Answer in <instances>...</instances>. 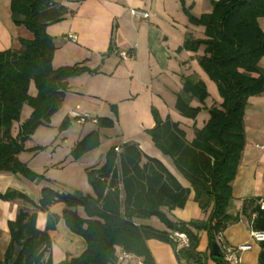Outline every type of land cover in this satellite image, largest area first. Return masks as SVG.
Listing matches in <instances>:
<instances>
[{"label": "trees", "instance_id": "16d2710c", "mask_svg": "<svg viewBox=\"0 0 264 264\" xmlns=\"http://www.w3.org/2000/svg\"><path fill=\"white\" fill-rule=\"evenodd\" d=\"M9 8L14 24L24 26L32 37L20 39L19 49L0 50V172L50 183L43 173L21 162L18 154L43 149H26L25 142L38 126L48 125L58 111L67 91L66 80L96 70L84 63L57 68L52 64L56 44L46 27L66 18L69 11L65 5L54 0H10ZM185 12L190 23L204 28V37L188 34L179 49L197 52L203 46L199 65L216 84L222 101L208 109L206 123L190 141L177 122L161 120L153 108L155 124L147 133L189 181L194 201L208 213L203 226L171 220L161 211L162 207L182 208L190 189L182 187L158 159L143 154L137 144L126 142L119 152L116 147L109 148L103 165L87 169V181L94 195L65 193L49 185L41 189L37 201L13 189L0 192L1 200L20 201L15 219L7 222L10 239L0 264H121L120 250L141 264H157L147 245L150 239L171 244L178 264H223V254L214 255L211 242L230 223L244 215L250 219L252 230L264 232L261 197L244 199L235 216L228 212L231 183L246 145L247 101L264 95V68L259 64L264 57V29L259 24V19L264 18V0H213L212 11L200 17ZM111 42L109 49L113 50ZM31 83L36 89L34 96L29 93ZM207 96L203 81L184 77L175 108L183 117L194 119L202 107L193 106L191 101L203 104ZM24 104L32 111L19 122ZM96 124L98 128H110L114 121L100 117ZM69 125V119H64L60 128ZM99 144V132L94 130L77 142L71 155L78 159ZM142 158L146 159L143 163ZM56 203L65 206L61 215L50 211ZM77 208L83 209L84 216L78 214ZM38 212L46 213L44 229L37 226ZM153 216L165 226V231L134 222L135 218ZM60 220L83 239L85 247L80 254L55 263L50 254L49 231L55 230ZM201 230L208 237L207 252L198 250ZM174 233H184L188 245L177 248L170 238ZM259 243L258 264H264V240Z\"/></svg>", "mask_w": 264, "mask_h": 264}, {"label": "crops", "instance_id": "0c3cea01", "mask_svg": "<svg viewBox=\"0 0 264 264\" xmlns=\"http://www.w3.org/2000/svg\"><path fill=\"white\" fill-rule=\"evenodd\" d=\"M54 1L65 5L69 13L64 20L46 27L47 33L54 38L56 44L52 60L53 66L57 68L84 63L96 72H85L66 80L67 91L58 109V111L62 109L65 119L70 121V125L61 131V134H65L61 139V146H65L66 157L54 158L56 149H53L51 145L44 146L42 150L23 151L18 154V159L21 162L32 170L43 173L50 183L31 181L20 174L0 172V192L13 189L25 193L37 201L40 198L41 189L49 185L65 193L94 195L93 189L87 181V169L103 165L105 154L109 148L116 147L119 152L122 144L130 142L137 144L143 154L158 159L182 187L190 189L182 208L177 207L170 210L167 207H162L161 211L171 220L203 223L208 213L203 212L194 201V191L189 181L178 171L173 160L154 145L147 130L155 124L153 108L158 112L161 120L169 119L177 122L179 127L185 131L186 139L190 141L194 137L195 131L206 123L208 109L212 106H219L221 103L222 99L218 94L217 87H214L211 83L212 80L198 62V58L203 54V46L197 52L179 49L188 34L194 38H202L204 35L195 37L191 32L186 31L183 42L173 50L175 53L170 52L167 48L168 28L174 27V24L169 21V18L163 17L165 16L164 12L159 6L163 0H65L66 4L61 0ZM178 2L187 22L197 30L201 31L202 29L203 33L204 28L190 23L185 12L187 10L192 14L191 11L196 5V0H191V2L189 0L190 4L187 0H178ZM199 3L200 14L198 16L192 14L193 16L200 17L202 14L212 11L213 0H201ZM9 6L10 0H0V50L19 49L21 47L20 39L32 37L31 32L24 26L14 24ZM130 8H142L148 11V21L143 22V19L132 17ZM23 27L25 31L22 36L16 33H14L16 35H11V32H16V30L19 32ZM70 33L76 34L75 41L67 38ZM111 41H113V50L109 49ZM120 52H127L128 56L121 57ZM259 64H264V57L261 58ZM184 77L203 81L208 92L203 104L195 99L191 101L193 106L202 107L193 121L183 117L175 108ZM209 88H212V94L209 93ZM29 93L32 96L36 94L33 83L30 85ZM25 111L28 115L29 109L23 106L19 122H23L29 117L24 116L22 119ZM71 111L90 113L96 119L100 117L112 119L114 121L112 127L115 128L116 134L122 136L121 142L111 144L113 139L108 135L105 140H102L104 138L101 132H105L107 128H98L96 123L90 121L84 124L75 123L70 117ZM201 114L203 117L198 123ZM52 117L46 126L51 125ZM15 124L18 125V123ZM73 125L82 126L81 131L73 140H69L67 131H70ZM94 130L99 132V146L84 153L78 159L71 157V151L77 142ZM12 133H16L15 128ZM33 135L25 142L26 149L39 146L29 145ZM249 141L246 135L242 158L231 183L232 200L228 212L232 216L240 212L244 199L252 197L264 199V150L257 146L264 142L260 143L255 138H250ZM38 156H47V160L36 161ZM145 161L146 159L142 158V163ZM122 196L123 194L121 198ZM19 206L20 201L18 200L4 201L0 199V259H2L10 239L7 222L15 219ZM64 207L62 203H56L50 207V211L61 215ZM77 212L84 216L82 208H77ZM45 222L46 213L38 212V228L44 229ZM134 222L137 225L150 226L158 231L166 230L165 226L154 216L147 219L135 218ZM63 232L69 237L70 247L75 243V246H72L75 252L72 250L60 252V260L57 262L80 254L85 247L82 239L70 237L64 229ZM251 232L250 219L244 215H241L238 221L230 223L221 232L223 244L227 246L237 247L241 244L251 246L249 250L240 252V260L236 264H258L261 247L260 243L253 239ZM49 235L53 244V238L57 235V226L55 230L49 231ZM147 245L157 264H178L171 244L150 239L147 240ZM208 245L206 232L199 231L198 250L207 252ZM63 247L64 249L68 248L65 244ZM50 254L55 262L52 246ZM209 264H214V262L209 261Z\"/></svg>", "mask_w": 264, "mask_h": 264}, {"label": "rangeland", "instance_id": "374dc122", "mask_svg": "<svg viewBox=\"0 0 264 264\" xmlns=\"http://www.w3.org/2000/svg\"><path fill=\"white\" fill-rule=\"evenodd\" d=\"M60 1V0H59ZM64 4H66L65 0H61ZM201 0H196V5L195 7L192 9V14L198 16L200 14V2ZM187 2L190 4L189 0H187ZM162 3V4H161ZM159 4L160 8L163 10L164 15L163 17L169 18V21L174 24V27H169L168 31H169V39H168V45L167 48L170 52H173V50L176 48V46H178L179 44H181L184 40V33L186 31L191 32L195 37H199L202 36V29L197 30L196 28H194V26H192L191 24H189L185 18V16L183 15L182 11H181V7L179 5L178 0H163V2H161ZM144 21H148V19L143 20ZM259 24L261 26L262 29H264V19H260L259 20ZM25 28H20L19 32L18 30H16V32H11V35H23V31ZM22 31V32H21ZM16 33V34H14ZM166 48V49H167ZM175 53V52H173ZM177 56V55H176ZM260 67L264 68V64H260ZM203 73V72H202ZM205 75V74H204ZM214 87L216 88L215 83L212 81L211 82ZM213 88V87H212ZM212 88H209V93L212 94ZM24 107H27V109H29V114L31 111V107L27 104L23 105ZM28 111V110H27ZM27 112H23V117L22 119L28 115H26ZM203 117V114H201V116H199L198 118V123L201 122ZM65 116L62 112V109H60L56 114L53 115L52 120H51V125L50 126H46V125H41L38 126L33 137L32 140L29 141V145H39L40 147L44 146H49L51 145L52 148L56 149V154L54 155V158H65L67 153L65 151V146H61V139L62 137L65 135L63 132V134H61V131L63 129L60 128V126L62 125V122L64 121ZM193 121V119L191 120ZM244 125H245V131H246V135H247V139L249 141L250 138H255L256 141L258 142H264V95H259V96H253L250 97L247 101V105L245 108V118H244ZM82 126H78V125H73L70 128V131H67V134L69 136V140H73V138L75 136L78 135V133L81 131ZM101 135L103 136L105 140L107 138L106 135L110 136V138L113 139L111 144H119L122 140V136L121 134H116L115 128L114 127H110L107 128L105 130V132H101ZM84 136V135H82ZM83 138V137H82ZM255 141V142H256ZM251 142V141H249ZM104 144V143H103ZM106 145V144H104ZM103 145V146H104ZM103 149V148H101ZM99 149V150H101ZM84 155V154H83ZM70 156L72 157V155L70 154ZM47 156H38L36 158V161L42 160L44 159L45 161L47 160L46 158ZM81 157V156H80ZM44 162V161H43ZM63 229L66 230V232L68 233V235H70V237H77L79 239H82L80 236L75 235L73 233H71L67 227L65 226L64 222L61 220L58 225H57V235L53 238V244H52V249H53V253H54V261L57 262L59 259V253L64 251V250H72L73 252H75V249L72 248V246H75V243L72 244V246L70 247L69 243V237L67 235H65V233L63 232ZM83 241V239H82ZM68 246L67 249H64L63 245ZM121 264H141L140 260L138 259H131L129 261H127L126 263L123 261Z\"/></svg>", "mask_w": 264, "mask_h": 264}, {"label": "built area", "instance_id": "2783aa9c", "mask_svg": "<svg viewBox=\"0 0 264 264\" xmlns=\"http://www.w3.org/2000/svg\"><path fill=\"white\" fill-rule=\"evenodd\" d=\"M130 14L134 18L143 19L146 20L149 17L148 11L142 9V8H130ZM67 38L69 40L75 41L76 40V34L70 33L67 35ZM121 57L128 56L127 52H120ZM71 119L78 124H84L88 121L96 123L97 119L96 117L92 116L90 113H81L78 111H71L70 112ZM261 150H264V143H261L257 145ZM264 203V201H261V204ZM251 235L255 241H262L264 240V232L260 231H254L252 230ZM170 238L172 241L176 244L177 248L185 247L188 245V238L184 233H174L170 235ZM217 241L219 245L222 248V254H223V264H236L240 260V252L249 250L251 246L249 244H241L237 247H231L223 244V239L221 232L217 235ZM133 255L126 253L125 251L120 250L118 252V259L119 261H128L133 259Z\"/></svg>", "mask_w": 264, "mask_h": 264}, {"label": "water", "instance_id": "95a60500", "mask_svg": "<svg viewBox=\"0 0 264 264\" xmlns=\"http://www.w3.org/2000/svg\"><path fill=\"white\" fill-rule=\"evenodd\" d=\"M191 223H192V225H194V226H196L198 228H201L203 226V223L200 222V221H192ZM211 250H212L213 254L216 255V256H221L222 255V248L219 245L217 240H213L211 242Z\"/></svg>", "mask_w": 264, "mask_h": 264}]
</instances>
